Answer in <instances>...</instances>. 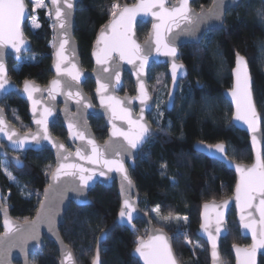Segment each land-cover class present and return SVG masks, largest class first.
<instances>
[{"label": "trees", "instance_id": "trees-1", "mask_svg": "<svg viewBox=\"0 0 264 264\" xmlns=\"http://www.w3.org/2000/svg\"><path fill=\"white\" fill-rule=\"evenodd\" d=\"M28 1V0H27ZM134 0H80L76 7L74 36L79 45L83 68L91 69L90 51L97 31L110 19L111 5L132 3ZM29 3V2H28ZM211 0H195L196 9L208 7ZM264 11L262 0H242L238 7L227 12L225 28L207 32L198 45L180 47V59L188 68L187 77L180 82L173 108L165 110L164 100L169 83L166 66H153L150 74H162L161 86L150 89L156 98V107L149 119L156 130L139 151L130 176L140 194V209L149 215L153 223L164 228L172 237V244L182 264H209L206 244L196 236L200 223L201 204L228 197L235 184V176L223 164L209 159L193 149L195 142L228 145V157L238 163L252 160L247 135L231 124V107L223 98L222 91L232 85L231 70L234 54L244 55L253 78V93L262 116L264 134V55L259 45L264 44V22L257 15ZM39 28L25 27L31 41V50L22 62L7 60L10 77L20 83L25 79L45 85L51 79L52 23L47 7L36 11ZM148 25L137 29L143 39ZM84 90L92 95L94 83L87 79ZM133 83L125 76L124 91L133 94ZM160 90V91H158ZM1 106L9 121L20 131L30 129L27 104L14 94L5 97ZM91 128L98 141L107 136L102 118L90 117ZM56 137L66 139L60 120L51 126ZM23 162L16 169L7 162L13 179L0 169V188L3 204L10 216L18 221L33 217L38 207L42 190L54 166L53 155L47 150H27L17 153ZM92 205L78 207L73 203L64 215L59 228L64 242L73 251L77 264H91L99 235L114 222L120 208L116 183L110 188L97 184L89 192ZM159 208V213L153 209ZM167 217V222L158 218ZM186 218V219H185ZM228 235L222 240L221 255L225 264H233L230 247L233 244H248L242 238L233 210L228 214ZM136 233L127 228L113 226L100 246L101 264H139L131 256L138 237H145L146 224L134 222ZM40 253L29 256L30 264H58V251L52 241L44 239ZM199 244H196L195 242ZM20 264L19 261H14ZM264 264V257L259 258Z\"/></svg>", "mask_w": 264, "mask_h": 264}, {"label": "snow or ice", "instance_id": "snow-or-ice-1", "mask_svg": "<svg viewBox=\"0 0 264 264\" xmlns=\"http://www.w3.org/2000/svg\"><path fill=\"white\" fill-rule=\"evenodd\" d=\"M235 2V0H234ZM54 13L49 11L51 17L54 14L55 20L53 27L58 29V34L64 36V39L57 41L58 48L55 53L58 62L55 65L57 78L51 81V89L49 95L60 91L66 95L68 99H73L71 89L75 85L81 83V73L77 69L75 63H71V67H62V63L68 60L65 55L66 45L69 44L68 29L71 24L73 8V0H50ZM170 0H137V3L131 7L121 6L118 3L111 5V15L113 17L111 23L106 26L100 36L97 38V45H103L99 51L93 52L96 57V63L101 66V71L107 73V76L101 78L97 75L96 92L101 97V104L107 103L112 111L114 118L127 119L129 129L127 131L119 128H114L112 136H120L127 142L125 147L123 144H117L113 141H107L104 148H100L95 144L93 139H86L84 127L80 126L77 121L81 118L82 113L78 109L77 115L69 120L68 129L70 137L74 140L82 142L77 147L75 156L81 160L87 161L89 164H102L107 168L108 172L115 171L121 174L124 181L131 186V180L124 168L122 162L123 154L129 153L131 149H138L147 139L151 132L150 126L146 122L129 118L128 109L121 107V102L111 95L109 91H114L121 84L120 67L118 61H126L136 67V61H139V66L136 67V75L139 79V96L141 105L148 106L150 97L146 91L144 80L145 65L148 63L149 55L152 51V45L155 44V52L158 55H163L173 58L171 63L172 80L175 84L178 79V69H183V65H178L174 62L177 56L175 45V37L179 34H195L201 24L209 20H222L224 15L225 0H213V5L207 10L203 9L199 13H194L190 7V0H178V4H168ZM46 7L45 0H32V12L39 8ZM27 3L26 0H0V90H4L9 83L6 78L5 46H10L17 54L22 52V46L26 43L23 38L21 23L26 15ZM151 16L154 22L152 25L153 33L150 34L148 40L142 46L137 44L132 38L131 25L136 20L137 16ZM261 21L264 22V11L257 13ZM33 28H39L35 18L32 21ZM178 30V31H176ZM110 33V34H107ZM55 46V45H54ZM261 54L264 55V44L259 45ZM147 53V54H145ZM118 58V59H117ZM234 76V86L229 93L232 102L235 106L233 120L243 122L247 126V130L251 133L253 149L256 153L255 162L251 167H242L236 165V171L239 173V182L235 189L236 206L241 212V226L247 229L253 238V244L250 248L241 249L233 245L237 253V264H255V254L258 248L264 249V156L261 153V144L264 143V134L261 129V117L257 113V109L252 99L250 90V72L246 58L239 52L235 53V67L232 69ZM115 77V83L112 82V77ZM67 77V79H64ZM63 89H69L63 92ZM41 91L37 87L30 85L27 81L24 85V92L28 94V98L33 101V104L39 103L33 99V93ZM77 96L81 94L76 93ZM170 103L174 102V93L169 92ZM55 99V96H52ZM77 105L81 101L76 100ZM84 108L90 107V104H84ZM143 108L141 111L143 112ZM35 111V109H34ZM120 113L119 117L117 114ZM53 110L51 107H45L40 112V118L35 119L34 123L41 129L31 135V140L40 143L43 139L48 141L53 148L57 149L58 166L52 173L53 183L45 190V198L41 200V211L38 218L32 222H27L25 225H16L11 222L5 215L3 220L4 233L0 236V264H7V255L12 249L18 248L24 252L25 245L29 240H39V226L41 223H47L51 228L54 215L59 211V203L63 201L64 193L68 191L76 192L79 195L85 194V189L88 187V182L92 180L96 172L91 171L78 163H69L70 153L64 144L57 143L50 139L48 132L49 121L48 117L52 116ZM86 125V121H85ZM0 133L13 145L23 147L27 136L20 138L15 131L9 130L6 127V122L0 110ZM13 137H16L14 139ZM91 147V152L88 153L83 145V142ZM208 149L214 151L220 156L221 160H226L227 147L223 143L209 145ZM106 154H110L116 159L106 158ZM85 173H90L85 175ZM99 175L105 176L106 173L101 170ZM62 177H73L79 180V184L72 183L71 187L67 186L62 180ZM11 178V177H10ZM55 193V195H52ZM83 203V202H82ZM229 201L225 200L224 205H228ZM204 209H208L209 205L205 203ZM6 212L5 209H0ZM254 210V212L252 211ZM136 211L135 207L129 200H125L119 216L132 223ZM153 212L159 213V208L153 209ZM246 213V216L244 215ZM258 216V218H257ZM167 217L163 218V222H167ZM186 219V218H185ZM201 229L207 233L208 241L211 243V257L214 264H222L218 251L217 240L223 236L227 228L223 226V213L217 212L215 219L214 232L210 222H202ZM153 235L148 241L137 238V246L135 252L139 254L144 264H177L172 248L169 244V238L163 234V228L159 231L152 230ZM64 252V260L68 264H74L72 253L62 245ZM91 264H100L99 250L96 256L91 260Z\"/></svg>", "mask_w": 264, "mask_h": 264}, {"label": "water", "instance_id": "water-1", "mask_svg": "<svg viewBox=\"0 0 264 264\" xmlns=\"http://www.w3.org/2000/svg\"><path fill=\"white\" fill-rule=\"evenodd\" d=\"M79 1L80 0H73L74 6L71 9V12H72L71 24H70V27L68 29V36H67V38L69 39V44L65 46L66 47L65 55L68 57V60H66L62 63V67H69V68L71 67V63H75L77 65L78 71L81 73V83L79 85H75V83L73 82L74 87L71 89V91L73 92V99L70 100L66 97V95L62 94V92H60V91L54 92V93H52V95H49V90L51 89V81L57 78L56 68H55L56 63L58 62V59L55 55L57 48H58L57 41L59 39L65 38L64 36L58 34L57 28L53 27L54 20H55L54 14L51 17L49 16V19L52 23V45H51V62H50V71L52 73L51 79L45 85L38 84L35 81L29 80V79H25L22 82L18 83L16 81H14L9 75L7 60L10 58L12 61H14L16 63L22 62L24 55L27 52H29L31 50V47H32L31 41L26 36L25 31H24L25 23L27 22V20L29 19L30 15H31V7H30L28 1L26 0V3H27L26 15H25L24 20L21 23L23 38H24L26 43L22 46V52L19 54L20 58L19 59L16 58L17 54L14 52V50L10 46H5L3 49V51L5 53L4 62H5L6 78L9 81V83L5 86L4 90H0V110H2V115H3V118L6 122V127L9 130L15 131L18 137L24 138L25 136H27L28 139L25 141L24 146L20 147L19 145H13L11 143V141H9L7 139V137H5L3 135V133H0V157L7 158L9 160V162L13 165V167H15L16 169H21L23 166L22 160L17 155H9L7 153V151H11L14 153H18V152L20 153V152H24L27 150L36 151V152L41 151V150H47L53 155V159H54L53 169L48 176V181H47L46 186L42 190V195H41V198L39 200L36 212L31 219L26 220L27 222H32L38 218V215L40 214V211H41V200H43L45 198V190L48 189L49 185L53 183L52 173L55 171L56 167L58 166V162H59L58 161V155H57V149L53 148L52 145L48 141L41 139L40 143H36L35 141L31 140V135L35 134L38 131H41V129H39V127L34 123V120L40 118V112H42L45 107H51L53 110L52 116L48 117V121H49L48 132L50 135V139L53 141H56L57 143L65 145L67 152L71 154L69 161H68L69 163H78V164L82 165L83 167H85L91 171L96 172V175H93L92 180H90L88 182V187L85 189L84 195H79L73 191L65 192L63 201L59 203V211L54 215L51 228L49 227V225L47 223H41L39 226V240L38 241L37 240H29L27 242V244L25 245L24 252H21L18 248L12 249L11 252L7 255V264H15L14 261H19L20 264H30L29 263V256L31 254H37V253L41 252V250L44 248V245H45L44 239L52 241L55 244L57 251H58V264H68V262L64 260V252L62 251V245L64 247H66L68 251H70L72 253L74 264H77L75 255H74L73 251L71 250V248L62 239L60 232H59V228L64 222V215L67 212V210L69 209V206L71 203H73L75 206H78V207H84V206L92 205V201L89 198V192L97 184H101L105 188H110L112 186V184L115 182L116 187H117V193L119 195V200H120V208H119V211L117 213V216H116L114 222L112 223V225L109 228L104 230L99 235V237L97 239L94 257L97 254V250H99L100 264H101L100 246L103 243V241L106 239L108 231L110 229H112L113 226L118 225L121 227H125L131 233L135 234L136 228H135L134 222L136 220H142L146 224L147 233H146L145 237L140 236L138 238H140L144 241H148L151 238V236L153 235V232L150 231V229L159 231L162 228L160 226L155 225L153 223L152 219L149 217V215L144 213L140 209V206H139L140 194L138 193L136 186H135V183L130 176V169L134 168L135 159L137 158L139 151L142 149V147L145 145V143L149 140V138H151L152 136H156V130H155L154 126L152 125L150 119H149V116L152 114V112L154 111V109L156 107V98L150 89V83H149L150 70L153 66H160V65L166 66L169 83L167 86V93H166V97H165V101H164V106H165V110L167 112H170L173 108L174 102H172V103L169 102L170 101L169 92L174 93V101H175V96H176V93L178 91L180 82L182 80H184L188 75V68L185 65V63L180 59V55H181L180 47L183 45H187V44L198 45L199 43H201L204 35L207 32L224 29L227 12L231 9L238 7V5L242 2V0H235V2H234V0H225L224 15L222 17V20H209L208 22L201 24L199 30L195 34H179V35H176L174 42L176 45L177 56L174 58V62L177 63L178 65H183V69L177 70L178 71V79H177L175 84L173 83L172 73H171V63L173 62V58L163 56V55H158L155 52V44L153 43L152 51H151V54L149 55L148 63L145 65L144 75L142 77V79L144 80L145 86H146V91L148 93V96L150 97L147 107H144L143 105H141L140 100L137 98L140 94L138 91L139 79L136 75V67L139 66V61L138 60L136 61V67H134L133 64L127 63L126 61H118L119 67H120L121 84L114 91H109L107 94H104V95L114 96L116 99H118L121 102V107H124V108L130 110L129 111V118H131L133 120H139L141 117H143L141 122L142 123L146 122L150 126V129H151V132L148 135L147 139L138 149H131L129 153H125L122 155V157H120V159H122V162L124 164V168H125L128 176L131 180V186L129 187L128 182L123 180L121 174H119L115 171L108 172L107 168H104L102 164H89L87 161L81 160L78 157H76L75 156L76 149L78 146H80L82 144V142L79 140H74L72 137H70L69 129L67 127L69 120L73 119L77 115L78 109H79L80 112L82 113V115H81V118L77 121V123L80 126L84 127V130L86 132V139L87 138L93 139L95 141V144L97 146H99L101 149L105 147V144L107 141H113L117 144H123L125 147L127 146V142L123 139V137L112 136V132H113L114 128H119V129L124 130V131H127L129 129L127 119L114 118L112 111L108 107L107 103L105 105H102L100 102L101 97L96 92L97 75L99 74L101 76V78H103L104 76H107V73H103L101 71V66L96 63V57L93 55V52L99 51V48L103 47L102 44L99 46L97 45V38L100 36L102 30L111 23L113 17L111 15L110 19L97 31L95 39H94L92 47H91V51H90V59L92 62V67H91V69H85V68H83L82 63H81V58L79 56V45H78V42L74 36V31H75V26H76L75 12H76V7H77V4L79 3ZM194 1L195 0H190V7L194 13H199L202 9L204 11H207L213 5V0H211V3L208 7H201L199 9H196L192 6V3ZM262 1L264 2V0H262ZM45 3L47 4L48 10L52 11L54 13V9L51 6L50 0H45ZM136 3H137V0H134L132 3H122L121 6L127 5V6L131 7V6L135 5ZM172 4H178V0H170V3L168 4V6L170 7ZM154 22H157V21H154L151 16H142V15L137 16L136 20L131 25L132 38L136 41L137 44H140L143 46L145 44V41L149 39L150 34L153 33L152 25ZM143 24L148 25V31H147L146 36L143 39H139L137 29L140 25H143ZM176 31H178V30H176ZM107 34H110V33H107ZM145 54H147V53H145ZM242 56H244V55H242ZM246 61H247V59H246ZM248 65H249V63H248ZM234 67H235V54H234L233 68ZM249 72H250V90L252 93V99H253V102H254L255 107L257 109V113L261 117V129H262V116L258 110V107H257L255 99H254L253 78L251 75L250 67H249ZM126 74L129 75V77L131 78V81L133 83V87H134L133 94H130L129 92L124 91ZM231 78H232V85L230 88L222 91V96L228 102V104L230 105L231 110H232L231 124L236 129L243 131L248 137V144H249V148L251 151L252 160L248 164L238 163V162L232 160L231 158L228 157V154H227L228 153V145L223 141H219L217 143H223L226 145V147H227V151L225 154L227 157L226 160H221L219 155H217L214 151H210L208 149L209 145H215L217 143L212 144V143H206V142L198 141V142H195L193 144V149L196 152L203 154L204 156H206L209 159H213L217 162H220L229 171H231L235 176V184H234L232 193L228 197L220 199V200H211V201L205 202L209 205V208L207 210L204 209V207H203V205L205 203L201 204V206H200V214H199L200 223H199L197 230L195 231V234L207 246L209 264H214L212 257H211V251H212L211 243L208 241L207 233H205L201 229L200 225L202 222L208 221V222H210L211 228L214 232L215 219H216V213L217 212L223 213V226H225L227 228V231L224 233V235L219 237L217 240L218 251L220 254L222 264H225V263H224V260L222 258L220 249H221L222 240L228 235L227 219H228V214L230 213L231 210H233L235 213V220H236V224L239 228V232H240L241 237L248 239V241H249L248 244H242V245L233 244V245H236L237 247H239L241 249H247V248H250L251 245L253 244V238H252L251 233L247 229L242 228V226H241V220H240L241 212L236 206L235 189H236L237 183L239 182L240 177H239V173L236 171L235 166L240 165V166L245 167V168L251 167L253 165V163L255 162L256 153H255V150L253 149L252 140H251V133H249V131L247 130V126L244 125L243 122H238V121L233 120V114L235 112V106L232 102L231 95L229 94L231 92L233 86H234V76H233L232 70H231ZM64 79H67V77H64ZM87 79H91L94 83V90H93L92 95H89L88 93H86V91L84 90V87H83V85ZM26 81L30 85H33V86H35L41 90V91L34 92L32 94L33 99L36 101H39V103H37L35 105L33 104V101L28 98V94L24 92V85H25ZM112 82L115 83V77L114 76L112 77ZM68 90L69 89H63V92H67ZM77 92H79L81 95L77 96L76 95ZM10 94L16 95L18 98L22 99L27 104L28 115L30 117V121H29L30 122V129L27 131L22 132L18 128H16L9 121V119L5 113L4 108L1 106L2 100ZM53 95L55 96V99L52 98ZM77 99H79L81 101L80 105H77V103H76ZM84 104H90V107L84 108L83 107ZM142 108L144 109L143 112L141 111ZM34 109H35V111H34ZM120 115H122V114L118 113L117 117H119ZM90 117L103 119L105 127L107 129V136H106L104 141L100 142L96 139L95 134H94V132L91 128L90 122H89ZM58 120L61 121L62 126L65 130V133H66V139L64 141L62 139L56 137L55 135H53L51 132V126L55 125L58 122ZM85 121H86V125H85ZM262 134H263V129H262ZM13 138L16 139V137H13ZM83 145H84L86 151L88 153H90L91 147L86 144V141L83 142ZM261 153H262V156H264V143L261 144ZM106 158L116 159L117 157H114L110 154H106ZM101 170H103L106 173L105 176L99 175V171H101ZM88 174H90V173H85V175H88ZM62 180L69 187H71L73 182H75L76 184H79V180L74 179L73 177H62ZM52 195H55V193H52ZM2 197H3V195H2L1 188H0V209L6 210V212L3 210H0V225H1L0 236H2L4 233L3 220L5 219V215L7 216L8 219L11 220L12 223H14L16 225H25L26 224V221H23V222L18 221V220L14 219L13 217L10 216V213H9L7 206H5L2 203ZM126 199L129 200L130 203L136 209V211H134V213H133L134 219H133L131 224H129L127 222L126 218L122 219L119 216V213H120L122 206L124 204V201ZM225 200L229 201L228 205H226V206L224 205ZM252 211L254 212V210H252ZM244 215L246 216V213H244ZM257 218H258V216H257ZM163 234L169 238V244L172 248V251H173L174 257L177 261V264H182L176 256V253H175V250H174V247L172 244V237L164 228H163ZM0 242H2V241H0ZM135 242H136L135 247L131 251V256L134 259H136L139 264H144V261L140 258L139 254L135 252V248L137 246V239ZM233 245L230 247V251H231V254L233 257V261H234L233 264H237V253H236ZM260 257H264V249L258 248L256 251V254H255V264H259V258Z\"/></svg>", "mask_w": 264, "mask_h": 264}, {"label": "rangeland", "instance_id": "rangeland-1", "mask_svg": "<svg viewBox=\"0 0 264 264\" xmlns=\"http://www.w3.org/2000/svg\"><path fill=\"white\" fill-rule=\"evenodd\" d=\"M28 2H29V5H30V7H31V15H30V17H29V19L27 20V22L25 23V26H24V31H25V27H29L31 30H33V29H35V28H33L32 27V21H33V18H35V20H36V23H38L37 22V15H36V11L38 10H36L35 12H32V0H28ZM46 4V3H45ZM46 7H47V4H46ZM39 9H41V8H39ZM47 9H48V7H47ZM48 13H49V10H48ZM24 57H25V55H24ZM26 58V57H25ZM153 79V81H152V84H153V89H155V91L157 92V89L161 86V83H162V80H163V77H162V74H157L155 77H154V74H150L149 73V80H152ZM183 81V80H182ZM149 83H150V81H149ZM166 86H168V83H167V85ZM158 91H160V90H158ZM165 101V100H164ZM155 110V109H154ZM154 112V111H153ZM152 112V113H153ZM0 169L10 178V179H13V177H12V175H11V173H10V170H9V168H8V166H7V162L5 161V160H1L0 161ZM159 219V221H161V222H163V218L162 217H160V218H158ZM196 244H199L197 241L195 242Z\"/></svg>", "mask_w": 264, "mask_h": 264}, {"label": "flooded vegetation", "instance_id": "flooded-vegetation-1", "mask_svg": "<svg viewBox=\"0 0 264 264\" xmlns=\"http://www.w3.org/2000/svg\"><path fill=\"white\" fill-rule=\"evenodd\" d=\"M7 153L9 154V155H17V153H14V152H11V151H7ZM19 153V152H18ZM21 153V152H20ZM18 156V155H17ZM19 157V156H18ZM20 158V157H19ZM1 160H7L8 162H9V160L7 159V158H3V157H0V161ZM11 164V163H10ZM13 166V165H12ZM15 168V167H14ZM2 191V190H1ZM3 195V194H2ZM2 200H3V197H2ZM2 203H3V201H2ZM0 232H1V225H0Z\"/></svg>", "mask_w": 264, "mask_h": 264}]
</instances>
